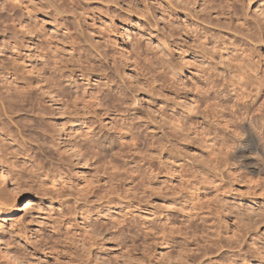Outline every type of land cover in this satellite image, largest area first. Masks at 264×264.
I'll use <instances>...</instances> for the list:
<instances>
[{"label": "rangeland", "instance_id": "1", "mask_svg": "<svg viewBox=\"0 0 264 264\" xmlns=\"http://www.w3.org/2000/svg\"><path fill=\"white\" fill-rule=\"evenodd\" d=\"M5 1L0 168L22 188L17 211L0 204L12 254L22 264H264V174L237 170L221 150L227 53L264 61V0ZM258 85L244 87L256 102ZM0 264H12L1 251Z\"/></svg>", "mask_w": 264, "mask_h": 264}, {"label": "bare ground", "instance_id": "2", "mask_svg": "<svg viewBox=\"0 0 264 264\" xmlns=\"http://www.w3.org/2000/svg\"><path fill=\"white\" fill-rule=\"evenodd\" d=\"M48 3L49 2H47V4ZM10 4H13V3L10 2ZM50 6H54V3H53V5L51 4ZM25 7H26V5H25ZM58 7H60V6H58ZM56 8H57V6H56ZM53 10H54V8H53ZM11 11H13V10H11ZM56 11H58V10L56 9ZM59 12L62 13V11H58V13ZM237 32H239V31H237ZM261 59L262 60H261V63H260L259 62L260 60L259 61H257L258 59L256 60V55L253 56V57H251V55H250V56H248V59H247V57L245 58V56L242 57V58L241 57L240 58H237V57L230 56V54L227 53V60H226V62H228L227 63L228 64V67H227L228 70L227 71L229 72V75H228L227 79H225V85H228V87L227 86L226 87L228 88V91L230 92V94H229L228 99L226 101V105H224V106H226L225 108H227L229 110V114H231V118H230V120L227 118L228 119L227 122L226 123L224 122V126L226 127V129L228 130V132L226 133L227 139L224 141V144H223L221 150H224L225 159L227 161L230 160L231 163H232V165L237 170H243L245 173L251 174L254 177L258 176V174H262V176L264 174V133H262V131H261L262 129L260 128L261 129L260 130L258 128L259 126L256 124L257 123L256 122V120H257L256 119V116H258V115H256V111L259 113V112H261L259 110L264 109V105H263L264 103L262 101L264 99H262V98L260 99L261 96L258 97L260 94L257 96V98L260 99V102L257 101L258 103H260V104H258V107H257L256 106V103H257L256 102V93H255L256 92V89H257L256 88L257 84H260V86L261 85L264 86V61H263V58H261ZM256 62H259L261 64V67L259 69L261 71L260 72L261 74H259V75H261V77L259 79L257 77ZM257 67H259V66H257ZM7 72H8V70H7ZM11 74H17V71L16 72H12ZM21 79H23V78H21ZM24 84L28 87V82L27 83L24 82ZM247 84L252 87L250 89L255 90V92L252 90L254 92V95L255 96L254 95L252 96L250 94L251 93L250 92L251 90L249 89V86H248V88L246 87ZM260 86H259V88H261ZM10 87H12V86H10ZM244 87H246L247 89H249V92L250 93L248 92L247 95L245 94L246 93V90H245V93H244V89H245ZM207 89H205L203 91V93H207L210 90V87H209L208 90ZM262 89L263 88H261V90L259 89V91L261 92ZM57 90H59V89L57 88ZM62 91L63 90L60 91V94H61ZM259 91H257V94L260 93ZM63 97H64V95H63ZM262 97H264V96H262ZM205 101H206V104H207L208 101L207 100H205ZM261 101H262V105L263 106L261 105ZM203 102H204V100H203ZM229 102H231V104H228ZM196 104H197L196 107L199 108L198 102ZM209 107L210 106L208 105V108ZM260 107H261V109H260ZM262 112H264V110H262ZM261 113H259L260 116H262ZM208 116H209V114H208ZM261 122L258 123L260 125V127L262 126ZM175 124H178V123L177 122H174V125ZM177 126H175L176 128L174 127L175 128V131H178V130L179 131L183 130L184 132L187 131V133L185 132L186 135L188 133L189 134L191 133L189 127H188V129H187V127L186 128H183V126L180 125V124H179L178 127ZM176 137H178V135ZM256 149H258L259 152L261 151V153L259 155L256 154ZM171 154H173V153H171ZM163 163H161V164H163ZM10 175L11 174H9L6 170H4L3 168H0V204H3V201H8L9 200V202L10 201L11 202H10L9 205H7V207L9 206V207H11V209H13V211H17V209L19 208V204L21 202V199H22V196H21L22 195V188L20 187V184H18L17 181H14L11 178ZM143 185H146L145 181L143 182ZM8 186H12V188H13L12 194L11 193H9V194L6 193V191H8V190H6V188L8 189ZM257 212L258 211H256L257 216H259V214L260 215L262 214L261 216H264V211H261V213L259 212V214ZM251 216L252 215L250 214L249 217H251ZM257 218L263 219V217H257ZM260 220L257 219L258 222ZM258 222H257V224H258ZM259 223H262V222H259ZM218 236H220L219 233H218ZM3 243H2V241L0 239V251L4 255V257L8 258L11 261L12 264H22L21 263L22 261L20 262L17 259L18 257H15L14 254H12V252Z\"/></svg>", "mask_w": 264, "mask_h": 264}]
</instances>
